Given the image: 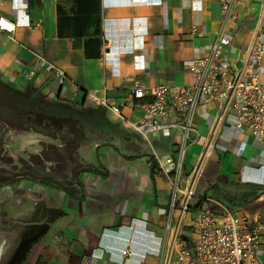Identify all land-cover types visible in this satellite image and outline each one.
<instances>
[{
    "label": "crops",
    "instance_id": "1",
    "mask_svg": "<svg viewBox=\"0 0 264 264\" xmlns=\"http://www.w3.org/2000/svg\"><path fill=\"white\" fill-rule=\"evenodd\" d=\"M246 2L225 21L219 0H0V18L15 25L13 32L0 30V79L18 91H39L49 103L83 109L95 107L93 91L121 105L137 83L148 91L187 86L192 59L208 54L220 34L232 40L224 53L236 66L256 30L264 39V0ZM262 69L264 82V57ZM150 98L121 116L106 106L80 115L75 170L63 182L35 183L33 202L23 198L0 244V264H166L173 174L159 161L180 159L183 129L137 131ZM218 111L217 103L196 109L180 167L185 178ZM235 122L227 112L191 203L215 213L226 205L264 214V145ZM184 218L189 235L191 214Z\"/></svg>",
    "mask_w": 264,
    "mask_h": 264
},
{
    "label": "built area",
    "instance_id": "2",
    "mask_svg": "<svg viewBox=\"0 0 264 264\" xmlns=\"http://www.w3.org/2000/svg\"><path fill=\"white\" fill-rule=\"evenodd\" d=\"M246 1L219 0L222 18L225 21L234 20V9L238 5H245ZM0 30L13 32L15 25L2 17ZM193 30L197 31L195 28ZM231 44L229 37L220 34L208 54L193 58L189 64L193 81L187 86L170 88L161 84L148 91L137 83L131 86L130 96L121 105L110 103L106 97H99L96 91L89 93L95 106H106L118 116H121L123 108H135V101L150 94V100L142 103L144 114L136 121L135 129L143 135L176 125L183 129L180 159L175 161L170 156H164L163 161H159L165 173L173 174L170 182L173 194L164 248L166 264H264V214H240L226 205L219 213H215L208 207L191 203L196 195L194 185L210 154L208 151L212 139L222 126L227 112L235 115L236 128L246 129L264 145V39L259 31L253 33L250 44L240 51L245 53L240 66L232 63L224 53ZM53 68L54 65H47L48 70ZM56 71L61 73L60 70ZM201 102L217 103L219 111L210 127V139L185 178L180 167L188 143L192 140L189 135L192 119ZM172 118L176 122L167 123ZM190 214L191 229L189 235H186L184 215ZM123 254H127V250Z\"/></svg>",
    "mask_w": 264,
    "mask_h": 264
},
{
    "label": "rangeland",
    "instance_id": "3",
    "mask_svg": "<svg viewBox=\"0 0 264 264\" xmlns=\"http://www.w3.org/2000/svg\"><path fill=\"white\" fill-rule=\"evenodd\" d=\"M26 96L0 85V244L8 240L23 198L33 202L35 183L63 182L76 168L70 140L32 110ZM43 109L49 115H67L58 105Z\"/></svg>",
    "mask_w": 264,
    "mask_h": 264
},
{
    "label": "trees",
    "instance_id": "4",
    "mask_svg": "<svg viewBox=\"0 0 264 264\" xmlns=\"http://www.w3.org/2000/svg\"><path fill=\"white\" fill-rule=\"evenodd\" d=\"M0 85H2L3 87L6 86L9 89L15 90L17 92H21V91H18L10 87L5 82H2L1 79H0ZM22 92L27 93V96L25 99L28 101L30 106L33 108L32 110L36 111V113L38 114H41V116H43L45 120H48L50 124H52L53 126H57L59 128L58 131L62 135H64V137L70 140V142L68 143H70L71 146L73 145L74 148H75V145L77 144V141H78L77 139L81 138L83 135L82 131H83L84 123L82 122L80 115L91 113L92 111L95 110L94 108H97V109L103 108L102 106H95L93 108L90 107L88 109L76 108L72 104L70 105L62 101L49 103L47 99L43 95H41L39 91L26 90ZM54 105H58L62 109H65V111L67 112L66 113L67 115L53 116V115H49L43 112L44 107L45 108L54 107Z\"/></svg>",
    "mask_w": 264,
    "mask_h": 264
},
{
    "label": "water",
    "instance_id": "5",
    "mask_svg": "<svg viewBox=\"0 0 264 264\" xmlns=\"http://www.w3.org/2000/svg\"><path fill=\"white\" fill-rule=\"evenodd\" d=\"M6 182H9V181H6ZM43 182H47V183H49V181H46V180H44ZM2 185V184H1Z\"/></svg>",
    "mask_w": 264,
    "mask_h": 264
}]
</instances>
